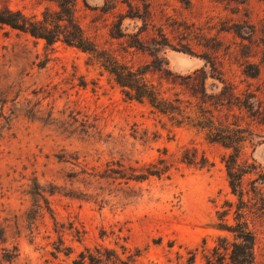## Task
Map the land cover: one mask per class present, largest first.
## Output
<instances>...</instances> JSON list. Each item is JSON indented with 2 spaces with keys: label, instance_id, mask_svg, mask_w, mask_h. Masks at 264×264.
Segmentation results:
<instances>
[{
  "label": "rangeland",
  "instance_id": "1",
  "mask_svg": "<svg viewBox=\"0 0 264 264\" xmlns=\"http://www.w3.org/2000/svg\"><path fill=\"white\" fill-rule=\"evenodd\" d=\"M61 4L98 52L145 72L188 119L128 100L92 54L0 23V226L3 247H18L12 264H76L99 248L138 264H208L237 220L264 264V0H0V13L48 14L64 33ZM199 119L240 130L241 196L226 163L237 154ZM166 165L160 177L120 175Z\"/></svg>",
  "mask_w": 264,
  "mask_h": 264
},
{
  "label": "trees",
  "instance_id": "2",
  "mask_svg": "<svg viewBox=\"0 0 264 264\" xmlns=\"http://www.w3.org/2000/svg\"><path fill=\"white\" fill-rule=\"evenodd\" d=\"M65 13V18L61 19L66 21L65 32L55 31L53 28H58V23L49 20L45 15L43 20L34 21L28 19L20 12L7 11L6 14L0 13V23L8 25L13 29L20 30L28 33L31 36L46 41L48 45H53L55 42L61 40L69 46L76 47L83 52L92 54L102 63V66L113 76L115 82L121 87L123 95L132 101L139 103H147L152 109L159 114L171 118L177 124H182L185 119H188L186 110L181 105V102L168 98L162 90L156 87L154 84L148 82L145 78V72L140 70H134L127 66L121 65L115 60L103 56L98 52V48L85 36L82 28L72 16V11L62 6ZM197 73V72H196ZM177 104H176V103ZM1 115L4 110H0ZM179 119V120H177ZM208 126L203 125L201 119L197 120L196 126L199 128L208 130V139L211 142L221 143L222 145L233 148L235 154L230 157L227 163L228 177L230 180V186L233 193L242 195V173L240 169H237L238 154L241 150V142L244 139L237 136L238 131L231 128L230 125L217 126L214 121H208ZM239 129V128H238ZM162 161V160H161ZM183 162L189 165L198 164L196 156H189L185 154L183 156ZM204 164L202 167L208 165V161L203 157ZM165 160H163V164ZM169 171L168 166L164 168L154 167L153 170H147V174L135 175V174H122L121 178H125L127 181L131 180H145L147 176H163ZM231 232L235 240L229 242L227 238H220L219 245L213 250L212 258H208V264H255V235L249 230L246 223L242 220H237V224L234 226H227V228H221ZM8 242L5 228L0 226V264H12L18 257V247L14 246L13 250L7 247H3ZM88 250V249H87ZM104 253H101V248L97 250L98 256H86L85 252L79 255V260L75 261L76 264H101L103 262H112L113 264H138L136 261V255L129 256L127 260L122 259L115 250H109L102 248ZM89 252V251H88ZM89 261V262H88Z\"/></svg>",
  "mask_w": 264,
  "mask_h": 264
}]
</instances>
